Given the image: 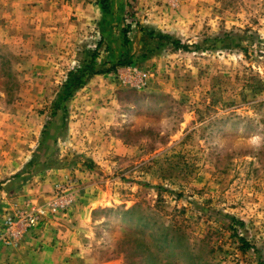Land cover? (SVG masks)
<instances>
[{"label": "rangeland", "instance_id": "374dc122", "mask_svg": "<svg viewBox=\"0 0 264 264\" xmlns=\"http://www.w3.org/2000/svg\"><path fill=\"white\" fill-rule=\"evenodd\" d=\"M106 6L73 64H43L35 34L0 26V151L81 163L79 173L116 193L85 226L72 222L83 264H147V248L160 264H264V0ZM3 9L0 0V21ZM143 29L186 48H157ZM92 53L95 68L116 67L55 111L64 77ZM68 124L89 131L68 141Z\"/></svg>", "mask_w": 264, "mask_h": 264}, {"label": "crops", "instance_id": "0c3cea01", "mask_svg": "<svg viewBox=\"0 0 264 264\" xmlns=\"http://www.w3.org/2000/svg\"><path fill=\"white\" fill-rule=\"evenodd\" d=\"M2 1L4 9L1 13L0 26L3 31L8 33L10 32L8 29L13 27L19 32L23 27L21 33L35 34L34 39L39 41V47L44 49L42 63L60 66L77 62L73 52L77 53L82 49L85 42H88L90 31L96 26L101 28V19L103 22L108 14L103 5L107 3L113 9L117 0ZM26 24H29L30 29ZM98 43L100 50L102 42ZM69 73L64 77L65 82ZM102 76L111 77L109 74ZM57 95L58 92L55 96ZM68 125L67 132L63 133L65 140L68 141L74 138L70 133L84 134L85 131H89L85 129L86 124ZM99 135L101 137V134H96L95 137ZM1 143L4 142H0V148L3 147ZM32 152L27 154L21 152L16 156L6 153L4 155V152L0 151V233L4 227L6 214H15L17 210L23 209L32 210L47 204L55 187L71 175L79 180L80 195L65 219L64 216L48 217L36 229L22 228L21 235L15 240L6 242L0 238V264H83V252L74 249L75 243L79 245L81 243L72 222H76V228L85 226L90 220L92 210L104 207L107 202L114 204L118 201L117 195L107 188H100L93 179L90 180L94 178L92 175H95L91 173L92 171L85 170L79 173L80 168L84 169L81 163L73 165L72 162L74 167L70 170L69 167H64L67 163L65 161L63 165L59 162L53 165L48 160L49 157L38 158ZM57 156L59 157L57 161H62L61 150Z\"/></svg>", "mask_w": 264, "mask_h": 264}, {"label": "built area", "instance_id": "2783aa9c", "mask_svg": "<svg viewBox=\"0 0 264 264\" xmlns=\"http://www.w3.org/2000/svg\"><path fill=\"white\" fill-rule=\"evenodd\" d=\"M130 78L131 77L127 78L120 76V80L124 84L128 83L135 88H142L145 86L141 76L135 77L132 80ZM77 184L76 181L69 178L55 187L52 197L47 204L32 210H17L15 214L6 215L0 238L6 242H10L21 235L22 228L27 230L36 229L45 222L50 215L57 212L68 211L77 198Z\"/></svg>", "mask_w": 264, "mask_h": 264}, {"label": "trees", "instance_id": "16d2710c", "mask_svg": "<svg viewBox=\"0 0 264 264\" xmlns=\"http://www.w3.org/2000/svg\"><path fill=\"white\" fill-rule=\"evenodd\" d=\"M106 5L107 4H105L103 6H104V10L107 12L108 7ZM127 27H129V26H127ZM141 31H143L145 33V35L149 37L150 43H154V42L159 43L157 48H160L164 45H172V49H175V50H178L181 48L182 49L186 48L185 44H183L178 39H174L169 34H165L162 32H155V31L146 30V29H143ZM125 32H126V30H125ZM143 57H145V55ZM128 64H133V61H125V60H119L118 61V65H128ZM95 65H96L95 54L92 53L91 56H88V58L86 57L83 61H81L78 69H76L75 71H71L69 73L67 81L62 86L61 92L58 94L56 100L53 103L55 111L58 109V107L60 106V104L63 101L67 100L72 95L74 90L79 88L81 85L85 84L87 82V80L92 75L100 74L103 72H110L111 69L114 70V68L116 67L115 66V67L109 68V69L108 68L107 69H97V68H95L96 67ZM164 238L160 239L161 243H163V244H164V241H166ZM242 243L243 244L241 246V249L246 250V248L249 247L247 241L242 239ZM140 246H142V244ZM145 252L147 253V257H146V259L148 261L147 264H160L158 258L156 257V254L151 253L148 248L145 250Z\"/></svg>", "mask_w": 264, "mask_h": 264}]
</instances>
